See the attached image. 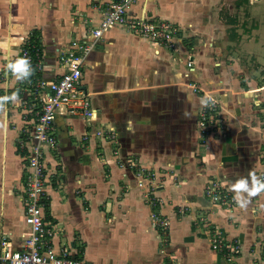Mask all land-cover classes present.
I'll return each mask as SVG.
<instances>
[{"label": "crops", "instance_id": "obj_1", "mask_svg": "<svg viewBox=\"0 0 264 264\" xmlns=\"http://www.w3.org/2000/svg\"><path fill=\"white\" fill-rule=\"evenodd\" d=\"M93 1L0 0V72L28 43L41 52L39 76L57 77L58 55L101 17ZM216 1L136 0L129 12L190 27L197 44L232 43L209 14ZM184 39L176 37L175 47L167 48L113 26L86 55L79 87L95 115L61 107L53 122L56 148L44 154L43 218L56 231L54 251L93 264H171L170 257L176 264H264V191L249 196L264 185L257 179V172L264 174V82L250 78L237 57L219 59L216 46L192 55L195 69L188 76L219 97L226 126L225 136L209 138V147L200 150L195 122L202 100L185 83ZM263 40L258 38V51H251L256 42L243 41L242 47L264 56ZM11 75L1 85L10 97L0 102V243L19 250L29 231L21 203L27 170L12 90L22 73ZM130 154L138 167L120 162ZM167 170L177 173L176 182ZM210 178L232 198V208L208 202L203 189ZM241 183L245 188L237 189ZM154 215L167 221L168 243L153 227ZM201 216L239 245L232 262L194 224Z\"/></svg>", "mask_w": 264, "mask_h": 264}, {"label": "built area", "instance_id": "obj_2", "mask_svg": "<svg viewBox=\"0 0 264 264\" xmlns=\"http://www.w3.org/2000/svg\"><path fill=\"white\" fill-rule=\"evenodd\" d=\"M135 2L136 0H94L92 6L100 12L101 17L98 23L90 24L86 35L72 39L67 48L58 55L62 71L57 77L39 76L43 65L42 55L38 47L28 43L20 49L18 56L8 63L5 70L0 72L2 103L10 97L9 91L1 87L7 77L15 73L10 65L19 59L25 61V72L16 79L12 90L18 98L17 105L22 121L17 143L27 170L21 203L24 208V221L29 228L19 250H12L4 241L0 243V264H93L84 258L74 257L69 252L54 251L52 241L56 231L47 226L43 218L48 200L44 191V154L56 148L53 122L61 107L87 117L95 115L94 110L90 108L88 94L80 89L79 85L84 59L104 31L113 26H120L155 45H171L175 27L167 21L149 19L143 13H130L129 9ZM99 133L103 135V132ZM106 134L112 141L111 132L107 130ZM114 154H117V151ZM221 187V184L208 183L204 189L205 196L217 204L216 209L233 201ZM152 223L159 232L167 229L168 223L164 218L154 215ZM207 234L211 248L227 262H232L240 251L239 245L223 239L215 230L208 229Z\"/></svg>", "mask_w": 264, "mask_h": 264}, {"label": "rangeland", "instance_id": "obj_3", "mask_svg": "<svg viewBox=\"0 0 264 264\" xmlns=\"http://www.w3.org/2000/svg\"><path fill=\"white\" fill-rule=\"evenodd\" d=\"M207 6V5H206ZM212 8L208 7V11L210 10L211 16L215 19L217 18L218 23L223 24V33H227L228 38L229 35H231V38L233 39L232 43H227L221 39L219 42H214L210 44H202L200 43L199 39H201V36L196 35V39L198 41L197 44L194 41V38L190 36V27L188 28H181L176 23L171 22L170 20L161 19V21H167L168 23H171L175 27V33L171 37V45L167 48H174L175 39L176 37H180L185 41V46L188 48V52L186 53V78L187 81H185L186 86L190 87L192 89V92L195 94H198L201 96V106L199 107L198 114L196 116V141L195 143L199 147L200 150L205 151L206 148L209 147V138L212 139H220L221 136L226 135V126H225V118L221 116V108H220V102L219 97L212 96L214 93L208 92L204 90L202 87L198 85L197 82L194 80H191L188 76L193 71L194 72V61L192 58V55L198 52H200L202 47L208 45L209 48L211 47H218L219 50L217 51L218 54H220L219 59L226 60L227 55H230L232 57H237L238 63L242 66V68H248V75L250 78L253 79H260V81L264 82V56L249 53L247 54L246 50L243 49V41L248 42H256V46H254V50L251 51H258L255 50L258 49V38L262 35H264V0H217L215 4L211 5ZM213 9V7H215ZM214 10V11H213ZM222 33V34H223ZM238 37H241V41H238ZM195 39V40H196ZM230 39V38H229ZM264 43V40H263ZM196 45L197 49H193L192 46ZM195 46V48H196ZM264 46V44H263ZM190 47V48H189ZM208 48V49H209ZM250 51V52H251ZM207 56L210 55V52L208 54H205ZM191 56V57H190ZM263 56V57H262ZM9 76H12L11 74ZM8 76V77H9ZM18 78V77H17ZM16 78V79H17ZM1 101V100H0ZM259 159L264 165V153L259 154ZM137 159L133 154L123 158L120 162L124 164L126 167L131 166L138 167V165L135 166ZM119 161H117L118 164H120ZM169 176H171L175 182L176 179L175 175H177L176 172L167 170ZM149 174L147 177H153V175L150 174V172L146 173ZM177 177V176H176ZM257 179L259 181L264 182V174L261 171L257 172ZM161 183V181L159 180ZM208 183L212 184H220L218 180L215 178H210V180L206 183V186ZM204 185V189L206 187ZM203 191L205 192V190ZM152 196H148L147 198L152 200L154 202V199L151 198ZM206 199L208 202H210L214 207L217 205L213 203L211 198H208L206 196ZM232 199V198H231ZM155 204L153 203V206ZM234 205V201H229L227 204L221 205L219 208H232ZM181 210V209H180ZM195 225L201 227L206 233L208 229L215 230L219 233V235L223 238L222 233L220 229H216L214 225L208 220L206 217H199L194 223ZM160 235H163V243H168V226L167 229L165 228L162 232H159ZM208 235V234H207ZM209 236V235H208ZM211 236V235H210ZM161 241H159L160 243ZM211 245V244H210ZM169 263L176 264V259L174 257L168 258Z\"/></svg>", "mask_w": 264, "mask_h": 264}, {"label": "clouds", "instance_id": "obj_4", "mask_svg": "<svg viewBox=\"0 0 264 264\" xmlns=\"http://www.w3.org/2000/svg\"><path fill=\"white\" fill-rule=\"evenodd\" d=\"M10 67L15 73H24L26 69L25 61L24 59H19L15 63L11 64ZM236 188L244 189L245 185L241 183V184H238ZM262 191H264V185L259 186V187H254L253 190L249 193V196H255ZM241 207H243V205H241Z\"/></svg>", "mask_w": 264, "mask_h": 264}]
</instances>
